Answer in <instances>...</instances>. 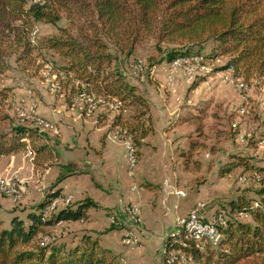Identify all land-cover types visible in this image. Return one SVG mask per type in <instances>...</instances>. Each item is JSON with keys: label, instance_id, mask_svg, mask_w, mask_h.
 <instances>
[{"label": "rangeland", "instance_id": "rangeland-1", "mask_svg": "<svg viewBox=\"0 0 264 264\" xmlns=\"http://www.w3.org/2000/svg\"><path fill=\"white\" fill-rule=\"evenodd\" d=\"M259 11L261 16H264V0H260ZM35 29L38 30V44H41L44 38L64 36L65 33L78 39L90 35L82 18L66 14L55 26L39 25ZM161 43L147 38L135 47L132 56L120 54L116 46L109 44L108 52L115 57L110 69L112 73L115 72V69L121 72L126 82L137 88V94L147 103L149 113L150 111L155 114L159 113L162 118H168L170 113L197 114L198 117L193 119L194 123L185 126L186 130L182 132L183 135L191 133V136L187 137L189 141L182 140L183 146H175L174 151L168 147L170 161L163 155V163L158 164L157 149L146 150L149 147L146 142H151L150 139L148 141L149 135H154V125L150 121L147 122L146 116H142L141 118L146 122L145 129L148 130L147 140L142 141L139 133H133L141 143V146H135L138 162L134 169L129 166L126 148L121 146L124 154H120L125 155V158L122 159L124 174L129 183L124 186L116 182L109 183V187L115 191L113 192V201L107 202L106 207L111 208L116 204L119 205L122 201L120 198L122 193L134 194L131 189L134 184L133 179L141 183L139 187L135 184V191L146 192L147 200L145 202H148L149 205L144 207L141 202L138 207L135 203H131L120 211L103 210L99 207L90 209L86 221L63 222L47 228L45 233L38 238L41 245L48 237H52L53 245L64 244L68 248L82 245L86 239H98L103 248L118 255L119 258L125 250H128L123 254L125 259L120 258L121 264H168L162 254L164 244L176 232L178 221L185 219L197 204H207L209 209L206 218L208 219H213L219 210H225L228 212L225 218L227 221L234 217L230 213L229 204L231 201H236L240 197L247 198L252 202L264 199V196L258 195V190L264 188V173L254 172V170L240 166L231 174L224 176L221 174L222 170L231 168L233 164L247 163L256 169H264V85L262 81L254 77L249 80L245 76L237 78L231 71H218V68L226 64L227 57L214 62L204 58V64L201 63V65L191 63L175 67L172 66L174 63L172 62L151 66L149 59L160 57L159 48L167 50L180 46L172 41ZM209 47L211 44L205 45V48ZM177 60H181V58ZM49 62L54 65L52 71L47 69ZM61 66L59 55L47 48L35 49L32 57L28 60L18 61L17 56L7 60L6 68L0 72V129L9 131L11 127L15 126L34 128L33 124L22 122L19 119L18 110L19 108L26 110L28 107L25 104L35 101L38 103L40 116L41 108H48L49 112L60 109V116L65 121L64 110H68L74 104L79 95L77 88L82 83L75 82L70 77L60 76L58 69ZM140 67L141 70H138ZM190 70H195V73L191 74ZM55 78L61 82V95H53L50 92V83ZM84 88L82 85V89ZM73 90H76V93H73ZM125 112L121 115L122 123L118 124H115L117 116L103 108H99L87 119L102 118V122H104L102 127L106 129L107 133H111L117 142H120L136 126L135 116H140L144 111L138 109L136 105H125ZM62 125L64 128L74 126L66 121ZM171 125L173 123L168 126V129L172 127ZM59 129L61 128L58 126L57 135L49 134L51 141L44 139L43 142L56 149L60 158L57 155L52 158L42 154L38 156L35 166L38 173L34 172V177L31 178L34 180L38 174V181L35 183L39 185L44 181L43 188L39 189L35 187L36 184H27L24 181L26 193L19 204H14L0 196V220L6 226L12 216L25 218V211L42 200L43 196L47 194L48 188L55 183L56 173L62 164L63 166L72 164L74 171L78 172L76 179H82L84 177L81 176L91 172V167L86 162L93 157H100L101 153L97 152L98 147H94L95 145L90 147L92 143L81 149L69 138L70 141L66 147H61L58 144ZM194 131L195 133H193ZM89 136L92 138L91 135ZM88 140L90 142V139ZM190 142V151H186ZM26 143L25 150L0 158V179L12 177L15 174H19L23 180L24 177L28 178V171L23 173L22 170H24L23 166L28 163L27 154L32 148L29 141ZM79 143L80 146L85 144V139H79ZM178 146H182V148ZM181 158L185 160L181 162ZM56 159H61L62 164L58 165ZM48 168L51 170L46 173ZM26 169L28 170V168ZM131 172L133 174L128 175ZM86 179L87 182L95 181L101 189L108 190L105 185V182H109L108 179L101 183L95 176L91 178L87 175ZM167 181L173 185L168 184ZM78 184L79 182L73 177L67 185L75 191ZM93 188L97 189L98 187L94 186ZM100 188L97 189L98 192L106 194L103 190L100 191ZM162 191L163 199L173 198L170 203H166L167 208L160 198ZM180 192L185 196L177 194ZM85 199L92 201L88 197ZM73 200L74 204L78 201L74 196ZM175 201L176 204L173 208L175 210L180 208L179 212L172 208ZM132 206L138 207L141 211L140 222L137 224L132 223L127 215V210ZM177 213H179V217ZM239 219L246 223L251 222L249 217H240ZM128 240L137 242V244H128L126 242Z\"/></svg>", "mask_w": 264, "mask_h": 264}, {"label": "trees", "instance_id": "trees-1", "mask_svg": "<svg viewBox=\"0 0 264 264\" xmlns=\"http://www.w3.org/2000/svg\"><path fill=\"white\" fill-rule=\"evenodd\" d=\"M259 6L260 0H0V72L13 56L23 61L30 59L35 49L56 52L62 65L59 72L66 78L71 74V79L84 85V89L82 85L77 88L79 94L118 98L144 111L135 116L137 124L129 131L138 147L141 143L133 133H139L142 141L147 138L146 122L141 117L151 122L149 108L121 72H111L115 57L108 52L109 44L116 46L120 54L132 56L135 47L147 38L159 44L172 41L180 46L159 48L160 57L149 59L151 66L192 56H202L210 62L227 57L218 71H231L237 78L245 76L247 80L254 77L264 85V16ZM64 14L82 18L90 35L78 39L65 33L44 38L37 47L30 44L35 27L55 26ZM208 43L211 47L205 48ZM122 121L123 117L117 116L115 124ZM47 135L33 127L0 129V158L25 150L26 141L36 155L35 162L41 154L52 158L56 151L43 142L50 139ZM240 166L264 173V169L242 163L233 164L221 174H231ZM68 171L71 168H62L59 182ZM60 195V190L47 192L39 204L25 211V218L12 216L8 226L0 220V264H121L119 256L103 248L98 239H86L74 248L64 244L42 246L38 242L47 228L86 221L89 210L98 207L85 199L45 217L46 209ZM258 195L264 196V188L258 190ZM260 203L262 206L254 209L247 198L231 201L230 213L234 217L227 220L225 228L219 227L223 238L216 250H185L193 256L194 263L264 264V199ZM241 215H248L251 222L240 220ZM170 241L171 237L167 243Z\"/></svg>", "mask_w": 264, "mask_h": 264}, {"label": "crops", "instance_id": "crops-1", "mask_svg": "<svg viewBox=\"0 0 264 264\" xmlns=\"http://www.w3.org/2000/svg\"><path fill=\"white\" fill-rule=\"evenodd\" d=\"M59 98L61 99V97H59ZM60 111H61L60 109H54V110L49 112L48 108H46V109L41 108V116L43 118L47 119L48 121H50L52 124L56 125L57 128H58V126L61 128V129H59V132H60L59 139L60 140L58 141V144L61 147L62 146L66 147V145L70 141L69 140V138H70L71 141H73L75 144H78L77 145L78 148L83 149V148H86L89 145V143H92L90 145V147L92 148L94 145H95L94 147H98L97 152L99 154L101 153V155L99 158L98 157H93L92 159L90 158L91 160H88L86 162V164L89 167H91L90 168L91 172L86 173L85 176H81V177H84L82 179H76L77 178L76 175H78V172L74 171V168H73L74 166H71L72 164H68L66 166L65 165L63 166V164L60 161L61 159L60 160L56 159L58 161L57 164L58 165L62 164V165H61V168L58 169V171L56 173L57 179H56L55 183L53 184V186L48 188V194L54 193V192L60 190L61 195L59 198L71 197L72 201H74L73 200V196H74L78 200L77 202L83 201V199L88 197V198L92 199V201L100 209H103V210H119L120 211L125 206H128L131 203H135L138 206V205H141L140 203L142 202L144 207L146 205H149L148 202L147 203L145 202L147 200V195H146L147 193L146 192L141 193V192L135 191L136 190L135 184L137 185V187H139V185H141V183L139 181H136V179H133L134 180V184H133L134 187L132 186L131 189H132V192L134 194H130V193L129 194H123L122 193L120 195V198H122V201L120 202L119 205L116 204L115 206H113L111 208L106 207L107 202H109L110 200L112 202L114 199V193L113 192L115 191V189L110 188L109 183L110 182H113V183L116 182V183H119V185H121V186H124V185L129 183L127 178L125 177L124 169H123V160L122 159L125 158V155L122 156L124 154L123 153L124 150L121 146H123V145L120 142H117L116 138L114 136L112 137L111 133H107L106 129L104 127H102L104 124V122H102V118H99V117L95 118L94 117L92 119H87V117L84 115V113H82L79 109H76L74 107V104H72L71 107L68 108V110H64V113L66 115L65 121L67 123H69V122L72 123L74 126L64 128V127H62L63 126L62 124H64L65 121H63V117L60 116V113H61ZM150 117H151V122L154 125L155 131H154V135H149L148 141L150 139L151 142L150 143L146 142V144L149 145V147H147L146 150H151L153 148L157 149L156 152H158V153H157L156 159H158V161H159L158 164L163 163V155H165L167 157V160L170 161V156L168 155V152H169L168 147L172 151H174L175 146L182 145L181 141L184 139H187L188 135H189V137L191 136L190 132H189L190 134H184V135L182 132H183V130H186L184 127L192 125L194 123L193 119L198 117V116H197V114L190 113V112H186V113L180 112L177 114L176 113L175 114L170 113L168 118H166V117L162 118L159 113L155 114L153 111H150ZM199 118H200V116H199ZM176 120H178V121H176ZM170 122L173 123V125L175 123V126L171 125L172 127H170L168 129V126L171 124ZM86 125H88V126L86 127ZM189 128L191 129V127H189ZM191 131H193V130L191 129ZM186 133H188V132H186ZM193 133H195V131ZM89 135H91L92 138H89L90 137ZM79 139H85V144L83 143V145L80 146ZM88 139H90V142ZM191 142L188 143L189 144L188 148L187 149L185 148L186 151H190ZM182 146H178V147L182 148ZM49 147H50L49 148L50 150L53 149V148H51L50 145H49ZM54 150L56 151V149H54ZM120 153H122V155ZM55 155H57L58 158H60L59 153L57 151L54 154V156ZM27 156L29 157V152H28ZM35 159H36V157H35ZM160 160H162V161H160ZM184 160L181 158L180 161L182 162ZM165 163L167 164V162H165ZM35 166H36V162L32 163L31 159H29L28 163H26L23 166L24 167V170H22L23 173H24V171H28V173H27L28 178L24 177V175H23L24 181H26L27 184H33L34 185V184H36L35 182L38 181V174L35 176L34 180L31 179L32 177H34V172L38 173ZM153 166H155V165H153ZM66 167L71 168V171L66 172L65 173L66 178L62 182H59L58 180H59L60 175L62 174V168H66ZM26 168H28V170ZM50 170L51 169L48 168V171H46V173H49ZM132 174H133L132 172L128 173V175H132ZM136 174H137V172H136ZM136 174H135V176H136ZM87 175H89V177H91V178L93 176H95V178L98 179L100 183H101V181L103 182L104 180L106 181V179H108L109 180L108 183H106L104 181L108 190L101 189L99 187V184L96 183L95 181H92V183L87 182V179H86ZM73 177H75V180L79 182L76 189H74L75 191L71 190L69 185H67L69 183V181L71 180V178H73ZM29 179H31V180H29ZM168 184L173 185L171 182H168ZM43 186H44V181H43V183H41L39 185H37V184L35 185V187H37L39 189L43 188ZM94 186L98 187L97 189L100 188L101 189L100 191L103 190L106 194H102V193L98 192L97 189L93 188ZM44 196H43L42 200L44 199ZM163 197H164V193L162 191L160 198L162 199L163 203H165V207L167 208L166 203H170V201L173 198H168L165 200V199H163ZM174 199L177 200V198H175V197H174ZM42 200H40L37 204H39ZM179 201H180V198H179L178 202ZM175 204H176V201L173 203L172 208L175 206ZM73 205H74V203L72 202L71 206H73ZM60 210H64V209L61 208ZM167 210H168V212L170 211L169 208ZM175 211L179 212L180 208H178ZM89 212H90V210H89ZM89 212H88V215H89ZM177 216L179 217V213H177ZM127 252H128V250H125V252L123 254H125ZM123 254L120 257L121 259H125V257H123L124 256ZM162 254H163V251H162Z\"/></svg>", "mask_w": 264, "mask_h": 264}, {"label": "built area", "instance_id": "built-area-1", "mask_svg": "<svg viewBox=\"0 0 264 264\" xmlns=\"http://www.w3.org/2000/svg\"><path fill=\"white\" fill-rule=\"evenodd\" d=\"M30 44L32 46H37L38 44V30L34 29L30 35ZM204 64V57L202 56H192L190 58H181V60H175L172 66L178 67L181 65ZM47 69L52 71L54 65L49 62ZM138 70H141L138 68ZM198 70V68H196ZM192 71V72H191ZM195 71V70H194ZM190 70L191 74L195 73ZM59 72V71H58ZM60 76L66 78L63 72H59ZM189 73V71H188ZM72 75L70 74V77ZM243 87V85H241ZM50 92L53 95H61L62 85L59 79L55 78L50 83ZM62 97V96H61ZM22 103H24L22 101ZM21 105V104H20ZM23 105V104H22ZM21 105V106H22ZM27 105V109L18 110V117L22 122H29L34 125L39 133L46 134H56L57 128L50 121L42 118L38 114V103L31 102ZM74 107L79 109L86 117H91L99 108L107 110L112 115L121 116L125 112V104L114 97H99L95 94L81 93L76 97L74 101ZM27 142V141H26ZM121 144L127 150V157L129 166L134 169L137 165V149L133 143V137L131 134L125 135ZM35 153L32 149L29 150V159L31 162H35ZM26 193L25 182L21 179L19 174H15L12 177H4L0 179V196L10 200L14 204H19ZM178 195L185 196L184 193H177ZM72 204V199L69 198H57L53 200L48 207V212H45V217L51 216L52 214L58 212L61 208L67 209ZM262 206L260 201L253 202V208L259 209ZM208 206L206 203H199L190 212V214L183 220L178 221L176 232L171 235V241L164 244L163 257L168 264H189L193 263V256L187 253L185 250H195L200 253H207L212 249H216L220 244L223 235L219 230V227L225 228L226 222L225 218L228 212L225 210H219L216 212L213 219L206 218V213L208 211ZM141 211L138 207L132 206L127 210V215L129 216L132 223L137 224L140 222ZM241 217H249L248 215H241ZM62 224V223H59ZM58 224V225H59ZM128 244L132 243L134 245L137 242L126 241ZM52 244V237H48L42 243V246H50ZM177 247V248H176Z\"/></svg>", "mask_w": 264, "mask_h": 264}]
</instances>
